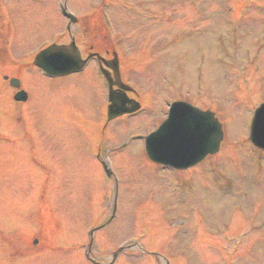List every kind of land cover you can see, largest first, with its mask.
Instances as JSON below:
<instances>
[{
  "label": "rangeland",
  "instance_id": "374dc122",
  "mask_svg": "<svg viewBox=\"0 0 264 264\" xmlns=\"http://www.w3.org/2000/svg\"><path fill=\"white\" fill-rule=\"evenodd\" d=\"M68 1L79 18L70 32L60 0H0V46L10 42L12 58H29L74 36L86 50L99 45L89 28L108 16V45L124 52V76L142 110L108 122L93 65L57 78L32 64L19 69L27 102H16L0 77V264H90L87 231L107 222L116 190L118 215L95 233L100 259L126 240L175 264H264V151L248 139L253 110L264 100V0L235 25L228 0ZM10 59L2 53L0 73ZM182 97L223 122L226 136L214 157L173 172L148 159L142 140L121 148L156 129L167 103ZM90 143L111 156L115 182L90 155ZM125 255L153 256L132 248L115 264Z\"/></svg>",
  "mask_w": 264,
  "mask_h": 264
},
{
  "label": "water",
  "instance_id": "95a60500",
  "mask_svg": "<svg viewBox=\"0 0 264 264\" xmlns=\"http://www.w3.org/2000/svg\"><path fill=\"white\" fill-rule=\"evenodd\" d=\"M35 63L51 73L73 71L82 64L77 48L73 45H52L37 55ZM116 95L119 104H115L113 110L111 107L110 118L138 109V104L130 109L125 108L124 96ZM26 97L25 92L17 95V98L23 100ZM250 137L257 146L264 148V104L255 112ZM222 138L221 124L212 112H203L186 103H176L169 118L146 138V147L152 160L187 168L207 154L217 152Z\"/></svg>",
  "mask_w": 264,
  "mask_h": 264
},
{
  "label": "flooded vegetation",
  "instance_id": "af4514ba",
  "mask_svg": "<svg viewBox=\"0 0 264 264\" xmlns=\"http://www.w3.org/2000/svg\"><path fill=\"white\" fill-rule=\"evenodd\" d=\"M95 57H92L91 59H94ZM134 260H150L149 258L147 259V258H136V259H128L124 264H137V263H134V262H132V261H134ZM154 260H158V261H160V263L159 264H161V262H162V259L161 258H154ZM157 264V263H156Z\"/></svg>",
  "mask_w": 264,
  "mask_h": 264
}]
</instances>
